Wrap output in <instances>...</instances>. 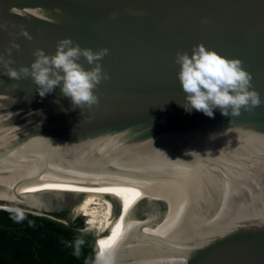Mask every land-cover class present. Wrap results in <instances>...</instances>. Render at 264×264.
I'll list each match as a JSON object with an SVG mask.
<instances>
[{
	"label": "water",
	"instance_id": "obj_1",
	"mask_svg": "<svg viewBox=\"0 0 264 264\" xmlns=\"http://www.w3.org/2000/svg\"><path fill=\"white\" fill-rule=\"evenodd\" d=\"M0 23L14 68L65 38L110 53L91 110L0 75V205L82 216L109 264H264V103L186 111L175 63L198 44L240 59L264 101V0H0Z\"/></svg>",
	"mask_w": 264,
	"mask_h": 264
},
{
	"label": "clouds",
	"instance_id": "obj_2",
	"mask_svg": "<svg viewBox=\"0 0 264 264\" xmlns=\"http://www.w3.org/2000/svg\"><path fill=\"white\" fill-rule=\"evenodd\" d=\"M56 11L59 13L60 9ZM8 27L7 23H0V30H7ZM9 35L32 39L24 28L18 33L9 32ZM13 49H20L15 39L10 42V47L0 53V75H6L14 81L31 78L38 86L36 91L41 98L52 94L59 87L62 96L70 100L72 110H83L85 107L91 110L93 106L99 105V96L94 89L102 81L110 79L101 65L103 58L110 54L108 48L93 51L81 48L70 38H65L58 41L55 54H46L43 49L37 48L32 53L35 59L30 66L21 65L18 68L11 66L15 63L12 59ZM81 57L92 65L90 69H85L78 62ZM175 63L179 65L178 79L186 94L182 105L186 111L195 109L214 118V110L219 109L221 115L229 118L240 116L242 109L251 112L264 103L260 94L253 89L252 74L244 69L240 59H228L198 44L193 46L190 55L177 51ZM12 87L19 88V84ZM8 210L15 222L26 219L24 210ZM84 243L83 239H77L68 246L74 248L75 255H79ZM97 259L99 264L100 258Z\"/></svg>",
	"mask_w": 264,
	"mask_h": 264
},
{
	"label": "trees",
	"instance_id": "obj_3",
	"mask_svg": "<svg viewBox=\"0 0 264 264\" xmlns=\"http://www.w3.org/2000/svg\"><path fill=\"white\" fill-rule=\"evenodd\" d=\"M25 216L17 223L8 209H0V264H93L96 240L82 232V216L70 220L64 212L52 215L67 223L30 212ZM77 239L85 241L79 255L68 246Z\"/></svg>",
	"mask_w": 264,
	"mask_h": 264
},
{
	"label": "bare ground",
	"instance_id": "obj_4",
	"mask_svg": "<svg viewBox=\"0 0 264 264\" xmlns=\"http://www.w3.org/2000/svg\"><path fill=\"white\" fill-rule=\"evenodd\" d=\"M0 200H4V199H0ZM0 208H4V209H10V208H17V207H14L13 205H0ZM97 255L95 257V260L93 262L94 263H98V257L100 258L99 260V264H109L110 263V253H109V250L101 247L100 245L97 244Z\"/></svg>",
	"mask_w": 264,
	"mask_h": 264
},
{
	"label": "rangeland",
	"instance_id": "obj_5",
	"mask_svg": "<svg viewBox=\"0 0 264 264\" xmlns=\"http://www.w3.org/2000/svg\"><path fill=\"white\" fill-rule=\"evenodd\" d=\"M25 213H28V212H26V211H24ZM95 264V263H94Z\"/></svg>",
	"mask_w": 264,
	"mask_h": 264
}]
</instances>
